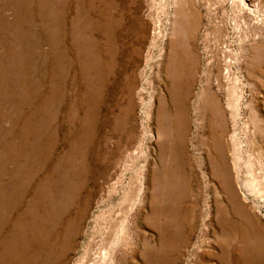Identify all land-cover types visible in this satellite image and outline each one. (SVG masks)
Returning <instances> with one entry per match:
<instances>
[{
  "label": "rangeland",
  "instance_id": "rangeland-1",
  "mask_svg": "<svg viewBox=\"0 0 264 264\" xmlns=\"http://www.w3.org/2000/svg\"><path fill=\"white\" fill-rule=\"evenodd\" d=\"M170 1L0 0V264H264V0Z\"/></svg>",
  "mask_w": 264,
  "mask_h": 264
},
{
  "label": "bare ground",
  "instance_id": "bare-ground-1",
  "mask_svg": "<svg viewBox=\"0 0 264 264\" xmlns=\"http://www.w3.org/2000/svg\"><path fill=\"white\" fill-rule=\"evenodd\" d=\"M169 1L170 0H167V3H169ZM174 1L175 0H171L170 1V4L169 5H172L173 7H174V14H173V22H174V25H175V27H174V29L172 30V32H171V35L170 36H174V32H175V28L177 27L176 26V24H177V22H178V20H179V18H181L184 14H185V10H184V8H183V6H182V4H181V6H178V5H175L174 4ZM231 2H235V3H238V4H243V3H245V1H248V6H249V8H252V7H256V6H258L263 0H230ZM172 2V3H171ZM167 20V19H166ZM166 24V23H165ZM167 25V24H166ZM165 27V26H164ZM152 61V60H151ZM150 66V65H149ZM147 67H148V65H147ZM149 69V68H148ZM147 70V69H146ZM145 70V71H146ZM149 71V70H148ZM147 73V72H146ZM149 75V74H148ZM148 77V76H147ZM147 77H146V79H147ZM145 78H144V80H146ZM144 83V82H143ZM142 83V84H143ZM145 90V89H144ZM148 100V99H147ZM144 104V103H143ZM146 105V104H145ZM142 108H144V107H142ZM142 113V112H141ZM145 114H143V116H144ZM142 116V117H143ZM141 117V118H142ZM146 117V116H145ZM146 120V119H145ZM212 174H213V177H216L217 179H220V180H218L217 182H218V184H219V186L221 187V185H222V183H221V180L224 178L223 177V174L219 171V172H215V171H212ZM170 181H171V179H170ZM216 182V183H217ZM140 186H141V183H140ZM218 186V187H219ZM183 189H184V192L185 193H187L186 192V189H185V187L183 186ZM223 189H225V191H227V193H228V198H227V200H228V207H229V210H230V214L234 217V218H236L235 219V222H236V225H234V223L232 222V223H230V224H228V226L229 227H225V228H223V227H221L220 226V233H221V235H220V238H223V239H221L222 240V243H217V245H218V247H221V252H220V256H223V253H224V246H225V244H226V240H229V239H225V233L227 232L228 233V236H233V240H235V242L236 243H246V245H247V247L249 248V249H251L252 248V245H251V243L253 244L254 242H253V239H254V237H257V238H259L260 240H262L263 241V239H261V237H260V235H259V230H258V228H257V226H256V222L254 221L255 219L251 216V215H247L246 214V212L244 211V210H242V209H238V206H237V204H236V200H235V198H234V196H233V194H232V191H231V189H230V187L229 186H227V185H225L224 187H223ZM184 192H183V190L181 189V194L180 195H182V199H184L185 197H186V195L184 194ZM120 195V194H119ZM216 195V194H215ZM171 196V195H170ZM116 198V197H115ZM119 199V198H118ZM215 201V200H214ZM149 203H151V204H153V201L151 200V197H150V202ZM116 204H118V203H116ZM110 205V204H109ZM118 205H120V203L118 204ZM217 206H215V213H218V212H222V210H223V208L222 207H224V206H221V204L220 203H218V204H216ZM108 206V205H107ZM113 207V206H112ZM115 207V206H114ZM105 209L106 208H108V207H104ZM113 209V208H112ZM118 209H120V208H118ZM113 210H115V209H113ZM117 210V209H116ZM115 210V211H116ZM119 211V210H118ZM101 212H103L104 213V211H101ZM111 213H113V212H111ZM123 213V212H122ZM122 215V214H121ZM237 216V217H236ZM115 217H116V215H115ZM115 217H114V219H115ZM111 218V217H110ZM120 218V217H119ZM123 218V217H122ZM106 219V218H105ZM110 221H112V220H110ZM110 221H109V223H110ZM114 221V220H113ZM118 221V220H117ZM121 221V220H120ZM105 222H107V221H105ZM123 222H124V220H123ZM122 222V223H123ZM109 223H107L108 225H109ZM110 224H112V225H109L110 227H105L106 229H107V231L106 232H103V234H102V237H101V241H100V243H99V245H100V247H98V248H100L99 249V255L101 256V259L100 260H98L96 263L98 264H104L105 263V260L107 259V262L105 263V264H110L111 263V254H112V251L110 250V248H109V245L107 246V244H110L111 242L113 243V245L114 244H117V245H119V238L117 237V236H114V233H115V231H116V228H117V224H120V223H116L115 224V222L114 223H110ZM221 224V220H220V218H217V225L216 226H219ZM104 225H106V224H104ZM120 228H119V235H120V237H121V235L123 236L124 235V232H123V230H124V228H126L124 225H121L120 224V226H119ZM105 231V230H104ZM114 232V233H113ZM232 232H233V234H232ZM237 233V235H236V237H235V234ZM115 235H117L116 233H115ZM111 236L113 237L111 240H109V238H111ZM217 238H219V237H216V239ZM264 242V241H263ZM166 245L168 246L169 245V241L168 240H166ZM83 248V247H82ZM81 248V249H82ZM62 248L61 247H59L58 249H57V251H59V250H61ZM86 250V249H85ZM85 250L83 249V250H81L80 251V260L81 261H83L84 260V258H85ZM114 250V249H113ZM58 253L59 252H57V254H56V256L58 255ZM219 253V252H218ZM251 254V253H250ZM78 256V257H79ZM158 262V261H157ZM260 262H261V260H260ZM54 262H52V264H53ZM160 263V262H159ZM150 264H152V263H150Z\"/></svg>",
  "mask_w": 264,
  "mask_h": 264
}]
</instances>
